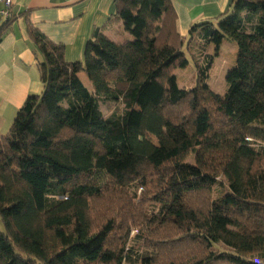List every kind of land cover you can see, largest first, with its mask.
<instances>
[{
  "label": "trees",
  "instance_id": "16d2710c",
  "mask_svg": "<svg viewBox=\"0 0 264 264\" xmlns=\"http://www.w3.org/2000/svg\"><path fill=\"white\" fill-rule=\"evenodd\" d=\"M115 4L132 39L97 27L81 60L28 26L43 88L0 134V264H264V0H230L189 39L171 0ZM194 36L196 86L181 87ZM225 39L238 55L220 94L208 80ZM102 101L123 107L106 116ZM139 188L153 214L130 200ZM140 219L155 228L135 241L154 248H127Z\"/></svg>",
  "mask_w": 264,
  "mask_h": 264
},
{
  "label": "crops",
  "instance_id": "0c3cea01",
  "mask_svg": "<svg viewBox=\"0 0 264 264\" xmlns=\"http://www.w3.org/2000/svg\"><path fill=\"white\" fill-rule=\"evenodd\" d=\"M171 2L177 14L178 32L185 38L194 23L213 20L230 10V0ZM115 12V0H14L11 15L16 19L0 40L1 135L9 132L28 95L39 94L43 88L38 66L42 55L36 50L28 26L33 25L52 41L64 44L66 59L76 61L83 58L97 27L117 43L132 38L121 20L110 21Z\"/></svg>",
  "mask_w": 264,
  "mask_h": 264
},
{
  "label": "rangeland",
  "instance_id": "374dc122",
  "mask_svg": "<svg viewBox=\"0 0 264 264\" xmlns=\"http://www.w3.org/2000/svg\"><path fill=\"white\" fill-rule=\"evenodd\" d=\"M190 37H188L189 39ZM132 39V38H131ZM194 41L192 43V46L189 50H187V48H185V51L187 53L188 58L190 59V64L183 69H179L176 72L177 78H178V84L181 87H186V88H192L196 86V82H197V73L194 67V61L193 58L190 56V53L194 54L195 58H199V60H201V52L199 50L200 47V39L198 36H194ZM212 49V51H210ZM208 52H212L214 53V47L213 45H210V48L208 49ZM237 55H238V45L235 41H231L229 39H225L224 42L221 44V48L219 51V54L216 56V58L214 59L213 65L209 71V80L208 83L210 85V87L216 91L217 93L220 94H224L225 91L227 90V82H226V74L228 72L229 69H231L232 67H234L236 65V61H237ZM81 78L83 80V82L88 85V86H92L90 80L88 79V77L86 76L85 73H81ZM122 105L120 104V102L118 101H102L101 102V110L103 111V113L106 116H110L113 112H117L118 110L122 109ZM187 161L193 163L195 161L194 159V155L190 154L187 158ZM135 191L132 190L130 192H128V196L131 199H134L136 206H138L139 208H141L142 212L144 214L146 213H150L153 214V209H152V202L151 200H149V194L148 192H145L143 189L139 188L137 190V195H134ZM110 197V201L108 203H106V201H100L105 208H108V206H112L113 203L115 202L116 199H120V195L119 193H117L116 195H108ZM150 225H148V221H144L142 219H140V221L131 224V228H130V236H129V244L127 246L131 247L135 244H139V245H144L143 246V250L146 249V247H150V248H154L151 247L149 245H146V239H141L138 240L137 242L135 241L136 235L138 234V230H141L143 232V234H149L147 233L148 231L152 230V228H155V226L153 225L152 228L149 227ZM160 230V234L166 236V238H168V233L166 231V229H159ZM120 232V231H119ZM121 233V232H120ZM165 238V237H164ZM162 239V240H167V239ZM172 238V236L169 237V239ZM164 245V243H163ZM223 247V246H221ZM147 248V249H148Z\"/></svg>",
  "mask_w": 264,
  "mask_h": 264
},
{
  "label": "built area",
  "instance_id": "2783aa9c",
  "mask_svg": "<svg viewBox=\"0 0 264 264\" xmlns=\"http://www.w3.org/2000/svg\"><path fill=\"white\" fill-rule=\"evenodd\" d=\"M14 0H0V21H6L12 14Z\"/></svg>",
  "mask_w": 264,
  "mask_h": 264
}]
</instances>
